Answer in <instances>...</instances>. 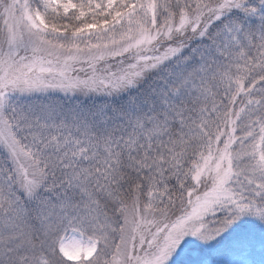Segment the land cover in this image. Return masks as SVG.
I'll return each mask as SVG.
<instances>
[{
    "label": "snow or ice",
    "instance_id": "6c2138e0",
    "mask_svg": "<svg viewBox=\"0 0 264 264\" xmlns=\"http://www.w3.org/2000/svg\"><path fill=\"white\" fill-rule=\"evenodd\" d=\"M0 264H264V0H0Z\"/></svg>",
    "mask_w": 264,
    "mask_h": 264
}]
</instances>
